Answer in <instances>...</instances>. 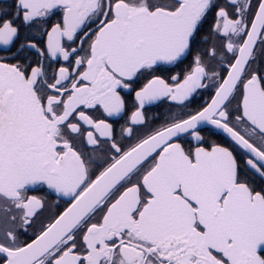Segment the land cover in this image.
Segmentation results:
<instances>
[{
  "label": "snow or ice",
  "instance_id": "6c2138e0",
  "mask_svg": "<svg viewBox=\"0 0 264 264\" xmlns=\"http://www.w3.org/2000/svg\"><path fill=\"white\" fill-rule=\"evenodd\" d=\"M0 264H264V0H0Z\"/></svg>",
  "mask_w": 264,
  "mask_h": 264
}]
</instances>
